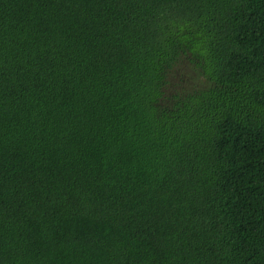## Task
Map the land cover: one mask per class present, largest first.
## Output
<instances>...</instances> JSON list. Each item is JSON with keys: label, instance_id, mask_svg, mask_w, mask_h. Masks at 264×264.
Wrapping results in <instances>:
<instances>
[{"label": "trees", "instance_id": "trees-1", "mask_svg": "<svg viewBox=\"0 0 264 264\" xmlns=\"http://www.w3.org/2000/svg\"><path fill=\"white\" fill-rule=\"evenodd\" d=\"M0 264H264V0H0Z\"/></svg>", "mask_w": 264, "mask_h": 264}, {"label": "rangeland", "instance_id": "rangeland-1", "mask_svg": "<svg viewBox=\"0 0 264 264\" xmlns=\"http://www.w3.org/2000/svg\"><path fill=\"white\" fill-rule=\"evenodd\" d=\"M182 73H183V75H182ZM186 75H187V77H186ZM179 77H181V78H179ZM190 82H196V80H195V74H193L188 69V67H186L185 70H183L182 72H178L176 74V78L171 79V83H172V86L174 89L184 87L186 85H191Z\"/></svg>", "mask_w": 264, "mask_h": 264}]
</instances>
